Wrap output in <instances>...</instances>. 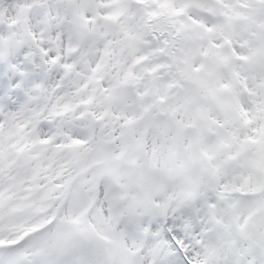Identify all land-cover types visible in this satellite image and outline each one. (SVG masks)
<instances>
[{"label":"snow or ice","instance_id":"snow-or-ice-1","mask_svg":"<svg viewBox=\"0 0 264 264\" xmlns=\"http://www.w3.org/2000/svg\"><path fill=\"white\" fill-rule=\"evenodd\" d=\"M0 264H264V0H0Z\"/></svg>","mask_w":264,"mask_h":264}]
</instances>
